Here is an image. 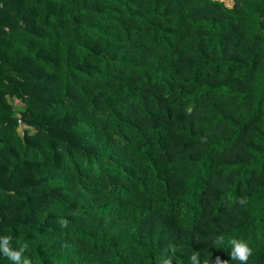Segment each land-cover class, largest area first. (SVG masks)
I'll list each match as a JSON object with an SVG mask.
<instances>
[{
  "label": "trees",
  "instance_id": "16d2710c",
  "mask_svg": "<svg viewBox=\"0 0 264 264\" xmlns=\"http://www.w3.org/2000/svg\"><path fill=\"white\" fill-rule=\"evenodd\" d=\"M0 235L33 264H241L228 238L264 264V0H0Z\"/></svg>",
  "mask_w": 264,
  "mask_h": 264
},
{
  "label": "clouds",
  "instance_id": "9594fccd",
  "mask_svg": "<svg viewBox=\"0 0 264 264\" xmlns=\"http://www.w3.org/2000/svg\"><path fill=\"white\" fill-rule=\"evenodd\" d=\"M234 202L241 206L247 204V200L244 197H240ZM58 223L62 229L67 228L69 224L64 218H61ZM213 242L217 245H223L225 244V236L217 235ZM227 244L230 247L229 255L231 260H239L241 264H247L248 258L252 255V249L248 243L238 238H228ZM29 247V241L17 242L14 247L12 236L0 235V255L7 258L11 264H33L31 257L25 255ZM175 254L176 248L174 245L165 247L156 264H174ZM188 259L189 264H210L207 259L203 260V262L201 261V252L199 251H193ZM216 264H227V260H221L217 257Z\"/></svg>",
  "mask_w": 264,
  "mask_h": 264
}]
</instances>
